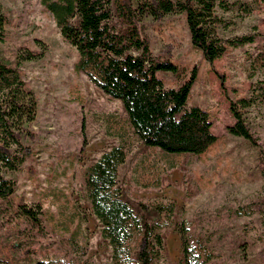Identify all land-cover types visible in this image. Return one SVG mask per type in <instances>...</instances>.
I'll return each instance as SVG.
<instances>
[{"label": "rangeland", "instance_id": "1", "mask_svg": "<svg viewBox=\"0 0 264 264\" xmlns=\"http://www.w3.org/2000/svg\"><path fill=\"white\" fill-rule=\"evenodd\" d=\"M257 1L248 16L237 9H218L223 19L219 28L222 37L260 35L253 44L228 47L214 62L192 44L185 13L169 14L160 21L142 19L153 53L179 68L176 72L159 70L157 76L166 86L178 88L195 75L188 106L210 112L212 130L219 141L204 159L192 153L177 154L181 155L178 166L170 169L161 149L149 148L131 136L119 185L123 198L137 209L141 201L174 200V223L186 220L191 234L208 238L207 245L215 254L209 264H264V107L245 108L240 103L250 98L252 84L260 77L250 64V56L264 45V3ZM0 6L6 17L0 60L19 70L38 104L37 117L29 126L32 137L23 140L31 152L19 171H4L16 182L8 199L10 212L20 203H41L43 209L38 227L22 218H16L12 225H0V241L15 246L13 264L26 257L112 264L110 246L101 236V224L85 197L84 174L104 151L123 143L122 130L130 131L124 105L77 70L79 51L65 41L40 0H0ZM28 52L42 56L21 60L20 55ZM232 103L252 140L229 132L236 122ZM111 114L116 118L109 121ZM149 154L159 167V187L146 188L135 182L134 169ZM163 167H167L166 172ZM151 173L148 175L154 177ZM5 204L0 200V209ZM163 235L168 262L185 264L176 225L165 228Z\"/></svg>", "mask_w": 264, "mask_h": 264}, {"label": "trees", "instance_id": "2", "mask_svg": "<svg viewBox=\"0 0 264 264\" xmlns=\"http://www.w3.org/2000/svg\"><path fill=\"white\" fill-rule=\"evenodd\" d=\"M264 3V0H259ZM52 14L62 37L79 51L78 71L105 94L120 99L128 115L130 131H121L123 143L104 151L84 174V192L93 215L101 224V236L111 250L112 264H170L163 235L165 228L176 225L181 235L185 264H209L215 254L208 247V238L190 233L186 220L175 224L176 202L156 198L138 203V209L123 198L119 185L121 168L128 158L127 145L131 136L149 148H159L170 169L178 166L177 154L192 153L204 159L218 143L212 130L210 112L199 106H188L195 79L178 88L168 87L157 76L159 70L177 71L178 65L159 59L144 35L142 19L160 21L169 14H186L192 44L205 59L214 62L223 57L228 47L239 48L257 41L259 33L222 37V18L218 9H237L251 15L254 2L228 0H40ZM6 17L0 6V43L5 39ZM41 54H21V60H34ZM251 69L260 77L253 82L250 98L240 101L243 107H264V45L250 56ZM37 98L29 90L19 70L0 60V225H12L16 218L27 220L35 227L41 224L42 205L18 204L11 213L8 199L16 182L4 171H19L31 152L23 140L31 135L30 124L37 117ZM236 118L229 127L231 134L252 140L241 113L232 103ZM109 121L116 117L111 114ZM107 119V118H106ZM176 154V155H175ZM144 155L134 169L135 182L143 187H159V167ZM150 159V160H149ZM143 169L141 175L137 172ZM163 172L167 167H163ZM149 172L152 176L150 177ZM246 210V209H243ZM155 214V215H154ZM245 214H250L245 211ZM154 215V218H149ZM10 241H0V264H13ZM15 264H70L64 261L35 260L26 257Z\"/></svg>", "mask_w": 264, "mask_h": 264}]
</instances>
